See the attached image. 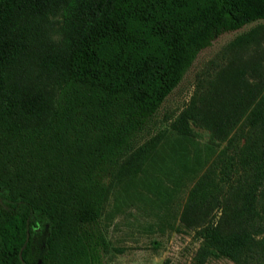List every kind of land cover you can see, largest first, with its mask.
<instances>
[{
  "label": "trees",
  "instance_id": "1",
  "mask_svg": "<svg viewBox=\"0 0 264 264\" xmlns=\"http://www.w3.org/2000/svg\"><path fill=\"white\" fill-rule=\"evenodd\" d=\"M261 21L264 0H0V264H104L113 189L156 168L155 194L166 175L167 131L141 141L160 106L216 36ZM243 75L169 123L190 138L200 119L232 146L182 203L190 264H264V96Z\"/></svg>",
  "mask_w": 264,
  "mask_h": 264
},
{
  "label": "rangeland",
  "instance_id": "2",
  "mask_svg": "<svg viewBox=\"0 0 264 264\" xmlns=\"http://www.w3.org/2000/svg\"><path fill=\"white\" fill-rule=\"evenodd\" d=\"M242 36L239 45L230 43ZM244 70L248 88L257 90V100L264 96V22L219 34L203 49L178 86L166 97L151 121L150 133L167 131L158 149L156 162L162 164L161 187L154 194L145 180L158 173L150 168L145 174L126 177L111 192L100 219L106 244L104 264H190L199 240L194 232L179 225V213L193 175L217 161L227 162L232 151L228 139H218L200 119H190L192 136L183 138L170 130L169 123L192 101L200 104L219 96L233 85V76ZM245 139L241 138L240 143ZM183 148L189 157L201 163L191 171L179 168L175 151ZM223 155V161H219ZM147 177V178H144ZM141 179V181H140ZM206 264H234L226 258L211 259Z\"/></svg>",
  "mask_w": 264,
  "mask_h": 264
}]
</instances>
